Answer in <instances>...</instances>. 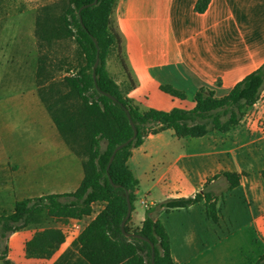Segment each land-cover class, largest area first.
<instances>
[{
	"label": "crops",
	"instance_id": "obj_1",
	"mask_svg": "<svg viewBox=\"0 0 264 264\" xmlns=\"http://www.w3.org/2000/svg\"><path fill=\"white\" fill-rule=\"evenodd\" d=\"M196 2L115 0L111 20L122 37L121 56L136 86L126 88L128 73L120 59L112 72L113 53L107 58V69L123 94L142 109H193L198 88L209 87L223 96L264 63V0H210L204 12L195 10ZM1 80L0 100L14 101L11 114L18 116L20 109L21 115L30 117L42 130L44 144L39 157L24 150L25 142L13 141L9 150L1 152L0 191L15 206L24 198L77 190L84 178L83 159L62 138L38 88L32 83L28 88L15 76L8 79L9 86L1 88ZM162 84L185 91L187 97L164 91ZM244 117L248 118L245 123ZM258 124L264 126V89L240 123L228 131L179 137L167 128L146 136L127 160L139 181L128 226L137 229L143 225L148 215L143 201L156 207L167 199L194 196L206 189L221 205L218 222L207 216L204 202L154 212L167 229L174 262L233 263L234 254L226 252V240L242 227L251 229L252 240L259 245L251 259H258L264 253V134L258 137ZM226 171L245 174L230 189ZM96 203L99 201L92 204L89 215L55 219L60 225L52 227L62 230L64 240L50 256L27 252V242L39 229L36 225L11 232L8 259L13 264H88L75 242L105 206L101 202L96 208ZM237 255L248 259L242 246Z\"/></svg>",
	"mask_w": 264,
	"mask_h": 264
},
{
	"label": "trees",
	"instance_id": "obj_2",
	"mask_svg": "<svg viewBox=\"0 0 264 264\" xmlns=\"http://www.w3.org/2000/svg\"><path fill=\"white\" fill-rule=\"evenodd\" d=\"M62 1L66 3V7L58 19L50 21V17H44L43 13L50 7L41 8L36 21L35 35L39 44H42L61 35L66 28V33L73 36L84 50L86 65L77 74L64 77L69 90L65 95H60L61 100L68 96H76L81 100L80 104L72 108L57 107L44 95L40 71L37 72L36 82L40 98L62 138L76 154L85 157L84 178L73 192L16 201L11 213L0 214V227L7 232L22 229L33 224L32 217L42 210H47L49 216L59 220L80 218L91 214L94 202H104V208L86 226L75 242L80 255L88 264H145L146 249L152 264L150 242L155 245V264H176L171 255L167 229L164 223L155 217L154 212L158 208L170 212L204 202L207 216L218 222L221 208L217 204V199L206 189L194 196L167 199L158 203L156 207L148 208V215L140 228L131 229L128 226L130 218L126 223L125 228L128 232L139 233L150 241L126 236L121 228L128 210L126 191L129 192L134 208L139 184L128 167L127 160L132 149L140 145L146 136L167 128L174 129L179 137H195L205 135L211 130L225 132L237 126L247 109L260 98L264 89V63L223 96H218L216 91L209 87L198 88L194 94L196 105L193 109L173 108L169 111L142 109L132 98L123 94L119 84L107 69V58L114 48L117 47L118 55L122 53V37L111 20L115 0H97L96 3H93L94 0ZM209 2L210 0H197L195 10L204 12ZM58 21L64 23V28L61 25L57 26ZM98 52L100 61L95 70V79L94 63ZM120 61L128 73L126 88H134L136 81L128 72L125 58L120 56ZM44 62L41 58V68ZM161 88L174 96L187 97L185 91L171 84H162ZM103 92L113 95L116 100ZM93 94H97L98 97H94ZM123 106L128 109L138 132L135 139L117 152L107 171L114 148L133 134V128ZM80 132L84 134L83 140H79ZM84 140V144L76 146L77 142ZM101 140L108 142L104 150L100 147ZM244 174L245 172H224L229 188L238 186ZM261 174L264 179V168ZM109 176L117 186L111 183ZM63 240L64 233L58 228L38 229L34 237L27 242V252L31 256L47 257ZM4 264L13 263L6 260ZM252 264H264V253Z\"/></svg>",
	"mask_w": 264,
	"mask_h": 264
},
{
	"label": "rangeland",
	"instance_id": "obj_3",
	"mask_svg": "<svg viewBox=\"0 0 264 264\" xmlns=\"http://www.w3.org/2000/svg\"><path fill=\"white\" fill-rule=\"evenodd\" d=\"M44 6L50 7L47 11H43L44 17L48 16L50 17L49 20L52 21L63 15L66 3L62 0H0L1 88L9 86L8 79L11 76H15L18 80H21L23 84L28 85V88H30V83H32V87H37L36 77L37 72L40 71L42 83H44L42 90L49 101L57 107L67 106L72 108L79 105L81 100L76 96H68L64 100L60 99V95H65L69 90L64 82V77L77 74L86 65V54L75 41V38L66 33V28H64L62 21H58L57 26L61 25L65 31L61 35L53 37L51 41H44L42 44H39L35 35L36 21L41 8ZM112 53L111 70L114 72L116 69L115 65L119 63L118 60L121 55H118L117 47L114 48ZM41 58L45 61L42 68L40 67ZM90 92L88 93L90 94ZM93 96L98 97L97 94H93ZM0 102L2 110H6L4 115L0 114V155L1 152H6V149H10H8V145L11 142L17 141L18 143H28V146L24 150L28 153L31 151L33 156L39 157L42 151L40 146L44 144L42 130L35 122L31 121L30 117L26 118L25 115H21L20 109L18 116L11 114L12 109L15 107L13 100L3 98ZM246 121H248V118L244 117V123ZM258 125L259 132L257 135L259 137L264 134V126ZM83 137L84 134L80 132L79 140H83ZM80 143L84 144L85 140L77 142L76 146ZM4 145L7 148H2ZM107 146V140H101V149L104 150ZM81 158L85 159L84 156H81ZM0 199L3 200L0 204V214L11 213L14 203L10 202L7 198L6 192L0 191ZM100 204L101 202L96 203V208ZM217 204L221 208L218 201ZM99 209L102 210L103 207ZM32 222L33 224L30 226L36 225L39 229L60 225L54 217L47 214V210L34 214ZM233 232L226 240V252L234 254V260L231 264H250V262H256L258 259L251 258H255L254 255L259 245L255 244L254 240H252L251 229L242 227L234 229ZM10 234L11 232H7L0 227V257H4L0 258V264H4L6 260H9L8 237ZM240 246L247 251L248 259L237 255ZM147 252L148 250L146 249L144 251L145 264H151ZM250 259L254 261H250Z\"/></svg>",
	"mask_w": 264,
	"mask_h": 264
},
{
	"label": "water",
	"instance_id": "obj_4",
	"mask_svg": "<svg viewBox=\"0 0 264 264\" xmlns=\"http://www.w3.org/2000/svg\"><path fill=\"white\" fill-rule=\"evenodd\" d=\"M96 2H97V0H94V1H93V3H96ZM85 6H87V5H84V7H85ZM94 39H95V38H94ZM95 41H96V40H95ZM99 61H100V58H99V52H98V53H97L96 60H95V63H94V78H95V79H96V72H95V70H96L97 66L99 65ZM97 88L99 89L98 86H97ZM103 93H104L105 95L111 97L112 99L116 100V98H115L113 95H111V94H109V93H107V92H103ZM123 108L125 109V111H126V113H127V116H128V118H129L130 124H131V126H132V128H133V134H132V136L129 137L127 140H125L124 142L118 144V145L114 148V150H113V152H112V154L110 155V158H109V162H108V165H107V171H109V168H110V166H111V163L113 162V160H114V158H115L117 152H118L120 149H122L124 146H126L128 143H130V142H131L133 139H135V137L137 136V132H138V131H137V128H136V126H135V124H134V122H133V120H132V118H131V115H130L128 109H127L125 106H123ZM109 179H110L111 183H112L114 186H117V185L113 182V180H112V178H111L110 176H109ZM126 197H127V203H128V210H127V214H126L125 218L123 219V221H122V223H121V228H122L123 233H124L126 236H129V237H138V238L144 239V240H146V241H150L149 238L144 237V236H142V235L139 234V233L128 232V231L126 230L125 226H126V223H127L128 219H129L130 216H131L132 209H133V204H132V201H131V199H130V196H129V192H128V191H126ZM150 243H151V247H152V264H155V245H154L153 242H150Z\"/></svg>",
	"mask_w": 264,
	"mask_h": 264
},
{
	"label": "built area",
	"instance_id": "obj_5",
	"mask_svg": "<svg viewBox=\"0 0 264 264\" xmlns=\"http://www.w3.org/2000/svg\"><path fill=\"white\" fill-rule=\"evenodd\" d=\"M144 205L147 206V208L151 207L150 203H147L146 201H143Z\"/></svg>",
	"mask_w": 264,
	"mask_h": 264
}]
</instances>
